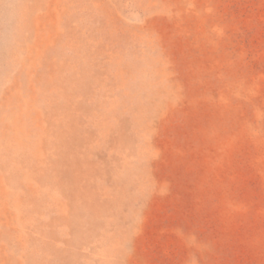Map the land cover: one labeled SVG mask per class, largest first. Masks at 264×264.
<instances>
[{"label":"rangeland","instance_id":"374dc122","mask_svg":"<svg viewBox=\"0 0 264 264\" xmlns=\"http://www.w3.org/2000/svg\"><path fill=\"white\" fill-rule=\"evenodd\" d=\"M0 264H264V0H0Z\"/></svg>","mask_w":264,"mask_h":264}]
</instances>
